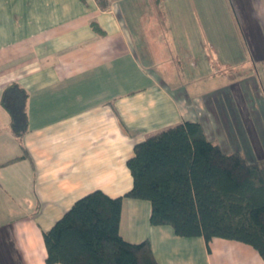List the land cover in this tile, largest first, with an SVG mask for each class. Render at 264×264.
Segmentation results:
<instances>
[{
	"label": "crops",
	"instance_id": "obj_1",
	"mask_svg": "<svg viewBox=\"0 0 264 264\" xmlns=\"http://www.w3.org/2000/svg\"><path fill=\"white\" fill-rule=\"evenodd\" d=\"M107 2L0 0V93L17 82L28 94L20 137L0 105V163L21 146L28 154L0 165V264H44L42 232L77 198L131 188L126 160L136 142L184 120L201 123L193 101L172 89L182 73L207 80L221 72L207 65L223 57L197 46L207 29L162 0ZM139 201L122 198L119 233L130 242L148 238L160 264L263 263L246 243L206 244L152 225L151 205Z\"/></svg>",
	"mask_w": 264,
	"mask_h": 264
},
{
	"label": "trees",
	"instance_id": "obj_2",
	"mask_svg": "<svg viewBox=\"0 0 264 264\" xmlns=\"http://www.w3.org/2000/svg\"><path fill=\"white\" fill-rule=\"evenodd\" d=\"M97 1L103 8L108 4ZM91 26L98 29L95 22ZM27 96L17 82L0 93L18 137L28 129ZM20 148L13 159L28 156ZM126 165L132 186L123 195L90 191L42 232L44 264H160L148 238L130 242L120 235L123 197L148 200L152 225H169L182 237L201 236L206 244L214 237L246 243L264 264V161L224 151L199 121L184 120L136 142Z\"/></svg>",
	"mask_w": 264,
	"mask_h": 264
},
{
	"label": "rangeland",
	"instance_id": "obj_3",
	"mask_svg": "<svg viewBox=\"0 0 264 264\" xmlns=\"http://www.w3.org/2000/svg\"><path fill=\"white\" fill-rule=\"evenodd\" d=\"M162 4L186 17L190 12L195 26L207 29V42L201 36L197 39L201 54H218L224 61L207 65L221 71L212 79L189 80L182 73L172 92L177 99L193 101L209 140L226 152L239 150L249 161H264V0H162ZM139 202L150 205L148 200Z\"/></svg>",
	"mask_w": 264,
	"mask_h": 264
}]
</instances>
